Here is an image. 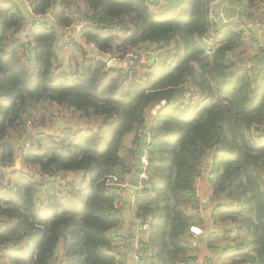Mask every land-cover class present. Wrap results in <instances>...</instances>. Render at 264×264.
<instances>
[{
	"label": "trees",
	"instance_id": "trees-1",
	"mask_svg": "<svg viewBox=\"0 0 264 264\" xmlns=\"http://www.w3.org/2000/svg\"><path fill=\"white\" fill-rule=\"evenodd\" d=\"M221 1L0 0V264H126L111 232L143 133L141 264H264V0H237L256 19L240 23L211 18ZM67 34L93 58L60 60ZM130 52L132 66L106 65ZM19 156L34 172L6 169ZM65 174L63 189L48 179Z\"/></svg>",
	"mask_w": 264,
	"mask_h": 264
},
{
	"label": "built area",
	"instance_id": "built-area-1",
	"mask_svg": "<svg viewBox=\"0 0 264 264\" xmlns=\"http://www.w3.org/2000/svg\"><path fill=\"white\" fill-rule=\"evenodd\" d=\"M214 11H216L215 9H214V7H210V9H209V14H210V16H211V18L213 19V20H215V21H220V20H223L224 18H223V16L222 15H216L215 14V12ZM37 18V17H36ZM39 19V18H38ZM34 23V24H33ZM33 23H31L30 25H29V27L31 28V27H33L35 24H37L38 23V21L36 20V21H34ZM86 24H89V22L88 21H86V20H83V21H81L79 24H78V26H77V28H81L82 26H84V25H86ZM263 31H264V29H263ZM77 36L79 37V33L77 34ZM70 43V38H69V35L67 34L66 36H65V38H63V42H60L61 44L59 45V48H61L60 46H64L65 45V47H68L67 46V43ZM90 46H91V48H93L94 49V47H93V45L92 44H90ZM264 47V43H259V46H256V48L257 49H260L261 47ZM132 54V53H131ZM128 56H130L129 54H126L125 56H124V58H122L121 60H119V59H117V58H115V57H113V56H110V55H108L105 59V62H106V64L107 65H109L110 63H112L113 61H119V62H122V61H124V59L125 58H129ZM134 55L132 54V57H131V60H130V65L132 66L133 65V63H132V60L134 59V57H133ZM146 60H147V58H146ZM142 63H144L143 61H142ZM246 67H249V64H247L246 65ZM57 120H59V121H61L62 120V118L58 115H56L55 114V116L50 120V123H48V125H53V124H55L56 122H57ZM31 128V124L30 123H27V129H30ZM143 134H145V133H143ZM142 135V134H141ZM147 135V134H146ZM147 138H148V142H149V136L147 135ZM142 163H143V173L140 175V183H139V186H138V191L137 192H140L142 189H143V185H142V182L144 181V180H146V167H147V159H146V154H145V156L142 158ZM11 167L12 166H8V167H6V169H8L9 171H10V169H11ZM31 172H34V169L33 168H28L26 171H24V173H26V174H29V173H31ZM49 179V181H54V182H56L55 184L56 185H58L61 189H63V188H65L68 184H69V182L71 181V177L69 176V175H67V174H65V175H59V176H52V177H50V178H48ZM129 180V179H128ZM113 181H115V180H113ZM10 182V180L9 179H6V181H5V183L6 184H8ZM124 187V189H126L127 187H128V181H127V183H126V185H124L123 186ZM200 210V209H199ZM135 223H136V227H135V235H134V238H133V245H134V250H133V254H132V257H133V260L137 263V264H141L142 263V255H141V252H140V245H139V237H140V235L142 234V233H144L145 231H147V228H148V225L147 224H145V223H143V221H141V220H135ZM189 231H190V233L192 234V235H194V236H201L202 234H203V230L200 228V227H198V226H192L190 229H189Z\"/></svg>",
	"mask_w": 264,
	"mask_h": 264
},
{
	"label": "crops",
	"instance_id": "crops-1",
	"mask_svg": "<svg viewBox=\"0 0 264 264\" xmlns=\"http://www.w3.org/2000/svg\"><path fill=\"white\" fill-rule=\"evenodd\" d=\"M222 2L223 1L217 2V4H219V5H217V7L222 8L223 7L222 4H224ZM229 3L230 2H228V4ZM230 18H234V16L230 17ZM71 33H73L72 30H71ZM75 34L76 33H74V35ZM258 38H260L262 40V42L264 43V33L263 32L260 33V36ZM249 52L252 54L253 50H249ZM70 53H74V49L71 50ZM71 57H74L75 59H77L78 62H80V57H79L78 53L76 52V50H75V53ZM61 121H64L65 127L70 126L71 128H73L75 130L83 129V128H85V127H87L89 125V123L87 121H84V120H81V119H77L75 117L74 118L67 117L66 120L62 119ZM59 128H63V127H61V125H59ZM129 142H130V137H128V139L126 141V144H129ZM19 160H20V156L17 157V160L12 165L10 171H14V169L20 170L22 172L26 171L25 170L26 166L23 165L22 163H20ZM70 177H72V175H70ZM196 188H197V192H198V195H199L201 201L206 203L208 201V198H209V195H210L209 188L200 179L197 182ZM125 190L126 189L123 190V193H125ZM41 191H42V189L40 188L39 191H38V194H37L38 197H41ZM133 200H134V198L131 199V209L127 210L128 212L126 213V215H124L123 224L121 225V228L120 229H116L113 232H111L112 236H116L117 237V239H116V241L114 243L115 245L118 246V249L115 252L116 255H119V252L120 253H122V252H126L127 253V262H126V264H137L133 260V257L130 256L131 254L128 252L127 239H126V236H125V234L131 228L132 223L135 222V219L132 217V213H131V211L133 210ZM124 206H125V204H124ZM119 236H121V237L119 238ZM122 237H124V239H125L124 241H123ZM211 256L214 257V253H212Z\"/></svg>",
	"mask_w": 264,
	"mask_h": 264
},
{
	"label": "rangeland",
	"instance_id": "rangeland-1",
	"mask_svg": "<svg viewBox=\"0 0 264 264\" xmlns=\"http://www.w3.org/2000/svg\"><path fill=\"white\" fill-rule=\"evenodd\" d=\"M222 3H224V4H222V8H219V7H217V5H219V4H216L215 5V14L216 15H222L223 16V18L224 19H227V18H230V17H233L234 16V18H230V20L231 21H233V20H237V21H239V23L241 22V18L245 21V22H249V21H251V20H255L256 21V19H250L249 21L247 20V19H245V17H241L240 15L242 14V11H241V8L239 7V5H238V1L237 0H235V1H232L231 0V2L228 4V2L226 3V2H222ZM229 9V10H228ZM224 19L223 20H220V21H224ZM82 28V27H81ZM79 29L80 28H77V30L79 31ZM83 45V48H84V58L82 57V58H80V62H83L84 60H86L87 58H89V57H91V58H93V53H95L94 52V50H93V48H91V46H90V44H87V43H83L82 44ZM61 48H58V52H57V54H58V57H59V59L60 60H62V61H64L65 63H67L68 62V60H69V58L75 53V50H74V53H70V51L71 50H73L72 49V47L70 46V47H65V45L64 46H60ZM253 50V49H252ZM77 52V51H76ZM78 53V52H77ZM248 53H249V51H248ZM79 54V53H78ZM130 56H128L129 58H125L124 59V61H122V62H117V65H115V66H113V67H117L118 69H125L127 66L129 67V65H130V60H131V57H132V54H131V52L130 53H128ZM246 54H247V52H246ZM145 55H147V54H145ZM82 59V60H81ZM142 61L145 63L146 62V58L144 57L140 62H141V64H142ZM107 65V64H106ZM108 66V65H107ZM113 67H108V68H113ZM111 77H113V78H115L116 77V74H113ZM155 110H153L151 113H150V115L151 116H155L156 115V111L154 112ZM59 120H57V122H58ZM152 122V117H149V120H148V125H150V123ZM55 125V124H54ZM56 127H59L58 125H55ZM89 126V125H88ZM50 128H44V130H46L47 132H49V133H52V134H58V133H60V131H59V129H57V128H53V129H51V130H49ZM21 143V144H20ZM23 147H30L29 146V144L27 143V141H25V142H22V141H17V148L20 150V148H23ZM15 168V167H14ZM11 170V169H10ZM87 186V184L85 183V185H84V187H86ZM133 254V253H132ZM131 254V255H132Z\"/></svg>",
	"mask_w": 264,
	"mask_h": 264
},
{
	"label": "water",
	"instance_id": "water-1",
	"mask_svg": "<svg viewBox=\"0 0 264 264\" xmlns=\"http://www.w3.org/2000/svg\"><path fill=\"white\" fill-rule=\"evenodd\" d=\"M258 64L259 65H264V54L260 55L258 57ZM117 65V61H113L108 65V67H113ZM161 106H157L156 110L160 109ZM154 111V112H155ZM55 125H61V127L65 128V123L64 121H58L55 123ZM148 148V138L146 134H142L139 137V142H138V147L137 150L135 151V159L133 163V172L129 176L128 180V187L125 190V193L122 195V199L125 204L126 209H131V199L134 198L138 191V186L140 183V175L143 173V163H142V158L146 154V150ZM20 151H22V148H20ZM211 161V160H210ZM135 222L132 223L131 228L129 231L125 234L126 239H127V245H128V252L130 254L133 253L134 250V245H133V238L135 235Z\"/></svg>",
	"mask_w": 264,
	"mask_h": 264
},
{
	"label": "clouds",
	"instance_id": "clouds-1",
	"mask_svg": "<svg viewBox=\"0 0 264 264\" xmlns=\"http://www.w3.org/2000/svg\"><path fill=\"white\" fill-rule=\"evenodd\" d=\"M136 224V223H135ZM136 226V225H135Z\"/></svg>",
	"mask_w": 264,
	"mask_h": 264
}]
</instances>
